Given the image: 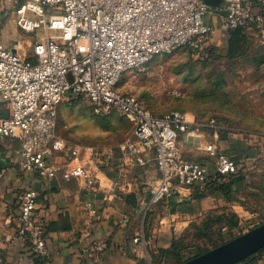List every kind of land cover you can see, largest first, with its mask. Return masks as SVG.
I'll return each instance as SVG.
<instances>
[{
  "label": "built area",
  "instance_id": "2783aa9c",
  "mask_svg": "<svg viewBox=\"0 0 264 264\" xmlns=\"http://www.w3.org/2000/svg\"><path fill=\"white\" fill-rule=\"evenodd\" d=\"M264 0H225L219 21L227 30H256L264 43ZM17 26L28 33L42 31L43 40L33 45L35 61L0 45V98L9 115L0 118V135L19 143V166L42 180L56 179L63 167L51 158L66 155L78 165L63 172L66 180L80 179L86 196L87 227L99 217L91 195L98 182L84 154L97 166L109 165L113 147L94 149L69 142L58 135L59 107L67 100L85 98L97 116L119 114L132 122V130L121 145L123 163L145 165L151 152L160 173L151 188L148 208L170 200L179 190L203 189L210 183H225L245 172L243 165L219 152L214 143L203 149L212 164L186 160L179 143L194 133L185 115L173 111L154 114L136 96L119 91L118 84L130 70L143 68L155 57L183 48L205 49L204 40L213 33L206 21L213 14L204 0H26L15 8ZM210 126H215L212 121ZM38 193L26 189L19 205L16 230L38 257L47 254L46 226L37 217ZM128 218H123L126 224ZM136 243H145L140 236ZM105 242H94L92 252H102Z\"/></svg>",
  "mask_w": 264,
  "mask_h": 264
},
{
  "label": "crops",
  "instance_id": "0c3cea01",
  "mask_svg": "<svg viewBox=\"0 0 264 264\" xmlns=\"http://www.w3.org/2000/svg\"><path fill=\"white\" fill-rule=\"evenodd\" d=\"M24 1L0 0V45L35 61L33 45L43 40L46 33H28L17 26L14 10ZM221 13L213 9L218 20ZM250 32L257 37L256 30ZM8 115L9 107L0 98V118ZM185 117L194 130L188 141L182 137L179 140L186 160L212 164L213 160L200 146L214 143L219 152L238 163L253 165V171L233 186L229 197L215 193L189 203L177 201L176 205L171 204V198L148 208L151 188L158 186L160 177L151 152L144 154L143 166L124 164L121 145L116 148L112 162L102 167L84 154L80 164L87 165L98 182L97 193L91 195V199L99 210V217L89 226L92 235L87 239L82 236L88 224L84 182L63 177V172L78 162L70 163L66 155L57 153L51 159L61 165L63 171L56 179L42 180L20 169L19 143L0 135V264H165L160 251L170 249L192 222L201 220L209 212L230 210L237 214L240 226L232 229L233 233L262 220L264 135L223 131L222 139L220 128L198 124L193 115ZM28 188L38 193L37 217L46 226L47 254L44 257L36 256L16 234L21 196ZM191 192L181 189L175 197L188 198ZM123 218H128L126 224L122 223ZM140 236L146 244L135 242ZM94 242H105L107 247L95 254L92 252ZM189 254L184 251L182 256ZM238 264H264V250Z\"/></svg>",
  "mask_w": 264,
  "mask_h": 264
},
{
  "label": "rangeland",
  "instance_id": "374dc122",
  "mask_svg": "<svg viewBox=\"0 0 264 264\" xmlns=\"http://www.w3.org/2000/svg\"><path fill=\"white\" fill-rule=\"evenodd\" d=\"M206 21L213 33L204 40V51L183 48L157 56L145 67L127 71L119 81V91L138 97L156 115L179 111L193 115L201 125L214 121L224 133L264 135V43L252 36L247 54L230 60L228 31L214 14ZM59 117L61 138L96 150L113 147L116 151L132 130V122L124 116H97L83 97L62 103ZM240 164L245 173L253 171L250 163ZM208 214L187 227L176 240L179 247L207 253L264 224L262 214V220L222 235L217 226L211 232L203 230ZM195 254L193 250L185 258Z\"/></svg>",
  "mask_w": 264,
  "mask_h": 264
},
{
  "label": "trees",
  "instance_id": "16d2710c",
  "mask_svg": "<svg viewBox=\"0 0 264 264\" xmlns=\"http://www.w3.org/2000/svg\"><path fill=\"white\" fill-rule=\"evenodd\" d=\"M262 13L264 14V7H262ZM250 33H251L250 31H247L245 29H235L228 31L227 54H226L228 59L236 60L247 54L248 42L250 38H252ZM113 115L115 114H112V116ZM159 116H163V115H159ZM219 132L221 138L223 139L224 136L222 130L220 129ZM246 174L247 173L245 172H240L239 175L231 177L228 182L221 184L210 183L207 184L203 189L194 188L192 189L190 197L182 198L181 200L180 199L179 200L181 203H189L193 200L195 201L200 200L215 193H221L222 195L229 197L233 186L239 183L240 181H242ZM215 226L219 228V232L222 235H225L226 233L231 234L233 233L232 229L238 228L240 226V220L238 215L230 210H224L221 212L214 211L212 213L209 212L206 220L203 222L202 228L203 230H208L211 232L213 231V227L215 228ZM235 238L237 237L235 236ZM193 250L196 252L194 256L188 258L182 256L184 251L190 253ZM160 254L161 257L165 260V262L171 261L173 262V264H184L185 262L193 258H196L204 253H201L193 248L191 249L181 248L178 246L175 240L170 249L161 250Z\"/></svg>",
  "mask_w": 264,
  "mask_h": 264
},
{
  "label": "water",
  "instance_id": "95a60500",
  "mask_svg": "<svg viewBox=\"0 0 264 264\" xmlns=\"http://www.w3.org/2000/svg\"><path fill=\"white\" fill-rule=\"evenodd\" d=\"M212 9L223 7L225 0H204ZM179 198L172 197L176 205ZM264 248V224L184 264H238Z\"/></svg>",
  "mask_w": 264,
  "mask_h": 264
}]
</instances>
